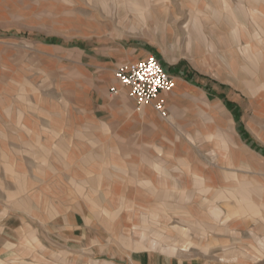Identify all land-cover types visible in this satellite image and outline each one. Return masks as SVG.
I'll list each match as a JSON object with an SVG mask.
<instances>
[{
    "label": "rangeland",
    "instance_id": "rangeland-1",
    "mask_svg": "<svg viewBox=\"0 0 264 264\" xmlns=\"http://www.w3.org/2000/svg\"><path fill=\"white\" fill-rule=\"evenodd\" d=\"M252 9L259 12L258 19ZM262 20L264 0H146L141 8L135 0H0V146H10L18 131L60 124L61 117L56 116L60 108L67 125L79 121L73 101L81 89L80 70L74 63L77 52L65 46L80 43L94 48H143L156 55L170 75L182 66L191 67L207 78L213 96L237 105L241 126L264 147V89L260 88L264 64L256 62L251 68L241 50L253 46L264 55V31L258 25ZM27 35L56 38L65 46L30 40ZM247 79L256 91L245 85ZM199 97L222 111L215 106L212 116L196 106L192 121L187 117L185 125L177 127L178 138L162 142L172 146L174 154L158 157L168 176L160 184L156 165L146 167L144 175L153 185L149 200L136 199L132 187L126 190V181L110 183L115 171L107 168L101 172L100 185H93L91 177L80 178L90 180L89 185L70 186L74 226L50 228L55 253L68 247V264H136L141 253L217 254L225 260L237 251L240 256L247 253L241 240L248 238L252 249L258 250L260 232L237 227L264 221V168L254 170L245 162L232 161L224 148L229 146L237 154L245 149L263 164L264 157L240 139L231 113L219 99L210 102L202 94ZM43 113L51 114V121ZM5 136L13 139L3 140ZM24 136L25 141L30 139ZM158 144L142 143L143 150L156 151ZM115 146L118 156L129 145ZM19 149L20 155L28 156L25 148ZM174 177L179 187H171ZM129 202L133 204L126 205ZM128 218L137 221H122ZM134 226L145 228L139 239L132 235ZM183 245L187 247L182 252H165ZM52 257L53 263L64 264L62 258Z\"/></svg>",
    "mask_w": 264,
    "mask_h": 264
},
{
    "label": "crops",
    "instance_id": "crops-1",
    "mask_svg": "<svg viewBox=\"0 0 264 264\" xmlns=\"http://www.w3.org/2000/svg\"><path fill=\"white\" fill-rule=\"evenodd\" d=\"M145 4L146 0H135V6L141 8ZM251 11L253 17L257 19L260 17L256 9ZM258 25L259 29L264 31V21L262 20V23ZM262 35L264 36V33ZM25 37L34 41L65 46L56 38L44 39L40 35ZM65 47L74 48L77 52L74 63L80 70L78 85L81 92L78 91L79 94L73 97V101L77 103L78 111L75 116H79V121L67 125L64 111L60 108L59 115H56L61 117L60 124L55 127L52 123L47 126L42 125L37 131L31 129L18 131V135H14L17 136L16 141L12 140L10 146L7 142V144H1L0 150L3 153L0 154V165L3 169L0 171L2 174L0 190L3 196L0 197V264H55L52 262L54 259L52 255L62 258V263L68 264V260L65 259L69 254L66 251L68 247L64 246V250L55 253L52 237L54 234L51 233L50 228L74 226L70 216L69 188L75 184L89 185L90 183V180L80 178L93 177L94 180L91 181L93 185H100L99 177L104 175L101 172L107 168L115 171L116 178L110 176V183L121 184L126 181V190L132 187L131 191L136 199L149 200L148 190L153 185L149 183L150 177L145 176L146 167L150 164L156 165L154 168L157 171V182L160 184L166 181L168 176L165 175L162 165L165 162L158 157L174 154L171 152L172 146L169 149L167 145L166 147L162 145V142L178 138L177 127L185 125L187 117H190L192 121V112L196 106L208 112L215 106L219 108L217 104L208 106L200 99V94L210 102L212 99L216 101L219 99L231 113L240 139L264 157V147L241 126L237 105L224 96L217 94L213 96L212 88L206 81L207 78L198 75V72L191 67L179 66V71H174L171 75L175 82L173 91L160 93L149 105L138 106L135 100L129 97L128 90L117 84L114 75L119 65L142 60L150 54L149 52L143 48H133V46L94 48L87 45L84 47L80 43H71ZM241 50H243L244 59L248 62L247 65L251 68L256 62L264 64V55L256 47L244 46ZM154 56L157 58L156 55ZM245 85L251 92L256 91L255 85L249 79ZM260 88L264 89V83ZM112 89L116 90L115 94L111 93ZM159 103L164 108L165 117L155 110L154 106ZM210 114L213 116V113L210 112ZM42 116L49 121L52 119L49 113H43ZM24 133L28 134L29 140L25 141ZM9 134H13V131ZM8 139L11 140L13 137L3 138V140ZM148 142H161V144H158L160 147L156 146V151L152 150L149 153L148 150H143L142 146V143ZM120 144L129 146L122 147V154L118 153L117 156L115 145ZM100 146L104 150L102 153ZM20 147L26 149L24 153L28 156L20 155ZM165 148L167 150L163 152ZM226 148L224 151L229 153L232 161L245 162L246 167L254 170L258 167L264 168L261 159L252 157L247 150L244 149L242 154H237L232 153L229 146ZM149 157L156 158L148 161ZM138 167L141 168L139 171H137ZM133 169H136L135 173L129 172ZM137 172L139 174H136ZM127 175H131L132 179ZM137 175L141 178L139 179ZM177 181L174 177L170 181L174 183L171 187H179ZM130 183L133 185L130 186ZM64 195L67 196L59 197ZM144 203L149 205V202ZM129 204L133 203L129 202L126 205ZM162 204L167 202L164 201ZM249 210H251L250 207ZM122 221L136 222L137 220L128 218ZM237 228L260 232L257 234L259 235L257 240L255 239L257 251L252 249V242L248 238L246 241L241 240V245L247 253H241L240 256L237 251L225 260L217 254L201 257L187 255L168 257L162 254L141 253L143 257L141 256L136 264H264V221L262 223L246 222ZM133 231L132 235L136 239L145 234L143 226H134ZM126 243L129 245V242ZM186 247L183 245L176 249L169 248L165 249V252L174 254L178 249L182 252Z\"/></svg>",
    "mask_w": 264,
    "mask_h": 264
},
{
    "label": "built area",
    "instance_id": "built-area-1",
    "mask_svg": "<svg viewBox=\"0 0 264 264\" xmlns=\"http://www.w3.org/2000/svg\"><path fill=\"white\" fill-rule=\"evenodd\" d=\"M114 77L117 84L128 90L129 97L138 106L149 105L160 93L171 92L175 88L174 78L162 67L160 60L151 54L142 60L119 65ZM111 93L115 94L116 90L112 89ZM154 107L165 117L161 103Z\"/></svg>",
    "mask_w": 264,
    "mask_h": 264
}]
</instances>
